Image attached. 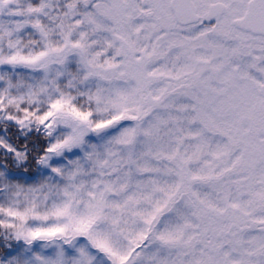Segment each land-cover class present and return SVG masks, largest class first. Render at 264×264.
Listing matches in <instances>:
<instances>
[{"label": "snow or ice", "instance_id": "6c2138e0", "mask_svg": "<svg viewBox=\"0 0 264 264\" xmlns=\"http://www.w3.org/2000/svg\"><path fill=\"white\" fill-rule=\"evenodd\" d=\"M0 264H264V0H0Z\"/></svg>", "mask_w": 264, "mask_h": 264}]
</instances>
